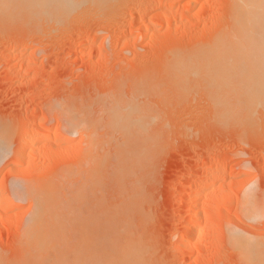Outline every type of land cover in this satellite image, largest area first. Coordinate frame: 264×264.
<instances>
[{
    "label": "rangeland",
    "instance_id": "374dc122",
    "mask_svg": "<svg viewBox=\"0 0 264 264\" xmlns=\"http://www.w3.org/2000/svg\"><path fill=\"white\" fill-rule=\"evenodd\" d=\"M194 1L173 0L168 8L160 2L151 9L152 0H115L110 10L85 6L56 24L0 20V132L7 138L0 156V187L16 207L0 219V264H53L54 255L48 258L46 247L30 250L25 228L36 205L52 211L57 204L54 194L59 192L56 200L63 203L83 187L93 160L84 159L90 148L87 135L71 127L89 115L103 114L99 121L104 124L105 106L119 97L137 100L144 110L146 106L159 116L152 132L161 135L157 139L162 143H155V156L143 161L146 169L136 174L139 178H112L100 196H87L81 209L96 212L109 202L112 208L120 206L128 222L133 219L134 234L153 248V264H247L231 245L229 233L250 229L249 235L264 239V217L253 223L240 213L246 194L264 212V110H253L249 126L236 123L237 119L216 123L217 108L211 106L206 86L201 89L194 82L179 91L180 86L171 85L173 78L167 75L171 72L164 67L179 54L205 46L230 16L229 0ZM189 88L192 91L187 92ZM233 106L237 107H226ZM237 110L234 114L239 115L231 116V109V118L246 114ZM29 125L39 137L34 146L32 137L19 141ZM45 130L52 135L58 131L64 142L51 136L42 140ZM98 134L103 137L106 131ZM116 137L115 145L97 147L94 158L108 149L116 163L124 142ZM19 149L26 155L23 162L15 157ZM211 163L216 167L206 172ZM135 187H139L136 195L142 196L138 206L121 205ZM16 188L21 197L14 196ZM40 190L50 191L49 196H35ZM200 190L205 194L194 202L193 210L186 208ZM129 211L135 213L131 219ZM192 211L198 214L201 233L183 243L181 234L192 221ZM214 214L219 216L217 226L205 222Z\"/></svg>",
    "mask_w": 264,
    "mask_h": 264
},
{
    "label": "bare ground",
    "instance_id": "6f19581e",
    "mask_svg": "<svg viewBox=\"0 0 264 264\" xmlns=\"http://www.w3.org/2000/svg\"><path fill=\"white\" fill-rule=\"evenodd\" d=\"M114 1L115 0H0V20L4 22H14L20 19L21 21H26V23L56 24L66 20L77 10L85 6L96 10L108 9L109 7L110 10ZM197 1L195 0L194 3H197ZM160 2L161 5L165 3L167 8L174 3L173 0H166L165 2H163V0H152L149 6L152 7L151 9H154L153 7L160 5ZM189 3L190 2H187V5L190 6ZM194 3L192 2L191 6H193ZM229 9L230 16L228 22L214 30L213 36H211L212 39L208 41L205 46L203 44V47H198L200 50L195 48V50L189 52L185 51V56H181L183 53L179 54V57H177L175 61L173 59L174 62L172 65L170 64V60L173 58L174 54L169 52L173 54H170L171 57L169 61L167 60V64H170V67L168 66L169 70H166L168 68H166L167 64L165 61L166 67L162 66L164 67V71L171 72H167L170 74H166L170 76V79L171 77L173 78V80L171 79V85L176 84V86L181 87V90L178 89L179 91H182V87L185 90V85L189 87V85L194 82L195 84L196 82L197 84L201 82V85L198 84V86H201V89L206 86V93L211 97V103L213 102L211 106L217 108L216 111L218 115L214 118L216 123H227L228 121V123H234V120L236 121L237 119L238 122L236 123L248 124L249 126V123L254 121V117L251 114L253 110L257 108H262L264 110V0H229ZM175 54L178 56L177 53ZM202 82H204V86ZM191 88H193V86H191ZM191 88H189L190 90L187 92L192 91ZM185 92H182V94ZM119 98L111 100L105 106L102 112L106 117L104 124L101 125L99 121V118L104 120L103 114L98 118L96 117L97 119L89 115V117H86L87 119H81L77 126L71 127V129L74 130L84 131L87 135V142L90 148L88 152L85 150L86 153H83L85 155L84 159L93 160V162H91L92 170L89 172L85 183L82 182L84 184L83 187L81 186L77 194H74L71 199H68L69 201L67 200L68 203L66 204H63L65 200L63 203L57 202L56 199H58V196L61 197V195L58 194L59 192H57L58 195L54 194L53 196H56L54 199L57 204L52 211L44 209L43 205H36V211L25 228L24 238L31 242L30 250L38 247L42 249L46 247L49 253L48 258H50L51 253L54 255L52 259L53 264H153V259L155 258V256H152L151 249L153 248L149 246V243L145 242L144 238V241L141 238L139 239V234H134L136 231L132 224H130L133 219L128 222L127 212L120 210V206L112 208V204L110 206L109 202V205L106 204L105 207L104 203V206H101L96 212H94L95 209L94 211L88 210L89 212H85L81 209L85 198L91 195L96 196L99 192L103 193V191H105L103 188H107V183L110 182L112 178L116 177L119 180L132 177L139 178V174L138 176L136 174L141 169L145 168V162L143 161L147 159V157L152 158L155 156L153 147L158 145L157 143L159 140H162L157 139L159 137L161 138V135L158 137L154 135L155 131L152 132L154 127L156 128L155 124L159 117L153 110H148L147 107L144 106L146 112L137 100H133L130 97L126 100L122 97ZM228 101H235V103H237H232L233 105H237V107H230L233 110V114L230 113L231 109L228 110L226 107L232 105L230 102L228 103ZM237 108L239 110H237ZM236 110L239 111V113L245 112L246 114L231 118V116L238 114V112L234 114ZM29 126L23 130L22 137L19 141L24 143V140H28L29 137H32V145L34 146V143L37 142L36 130L31 128L32 125ZM101 128L106 131L105 136L103 135L104 138L102 136L98 137V132L100 133L103 131L99 130ZM2 134L3 132H0V144H2L0 146V156L5 153V146H3V144H5L7 140L6 136ZM52 134L50 131L45 130L42 135V140H50L49 137L51 136V139L54 138L55 140L63 141L58 131L55 132L54 135ZM117 135L123 137L124 142H118L122 144V148L117 153L118 157L116 158H118V161L113 163L114 156L111 151L108 149L102 151L104 148L102 146L106 147L115 142L117 143ZM37 139H39V137ZM155 143L157 145H155ZM149 144H151L152 147ZM148 146H150V148ZM97 147L102 148L101 151L103 153L96 156L95 159ZM151 149L154 153L153 151L150 153ZM19 150L15 154V157L18 161L23 162L26 155ZM127 158H131V162L129 161V163H127L125 161ZM149 160L153 162L154 158ZM215 164L211 163V165L205 166V171L209 172L214 169V167H216ZM126 185H128V183ZM2 187L3 186L0 187V204H2L0 208V219H6L8 217L7 212L16 207L12 201L13 199L10 198L11 195ZM138 188L135 187V191L127 193L126 196L124 193L123 195L125 198L120 204L130 203L132 206L134 205L137 207L140 201L139 199L142 197L136 195L139 193ZM14 190V196H22L18 188ZM136 191L138 193H136ZM253 193L255 192L253 191ZM49 194L50 191L46 193L40 190L35 193V196H49ZM204 194L203 190L198 191L196 197L189 200L186 208L193 210L195 207L194 202L199 200ZM250 197L251 196H247L246 194L243 198V202H240L241 217L243 220L245 219L244 221L258 223V221L260 222L264 217L263 208L259 204L256 205L254 203L255 201L253 202ZM59 199L61 200V198ZM134 210L136 211V209ZM137 212L138 211H136V213ZM132 214L135 215V213L129 211L130 219L134 217ZM217 214L213 216L209 215L208 219H205V222L207 224H212V226H214L213 224L217 226L219 224V216H217ZM146 217L147 216H145V220ZM191 219V223L184 228L181 234V241L183 243L196 238L201 233L197 227L198 214L192 211ZM137 227L138 226H136V228ZM236 230L237 231L230 230L229 238L231 245L239 252L241 258H243L247 264H264L263 237L261 239V237L255 233H253V235H257L256 237H259L258 239L253 235H249L250 233H248V231L250 229L244 231L248 234L244 232L241 233L242 231L240 229L241 232H239L238 229ZM180 245L183 246L185 244ZM189 249L191 248L189 247Z\"/></svg>",
    "mask_w": 264,
    "mask_h": 264
}]
</instances>
